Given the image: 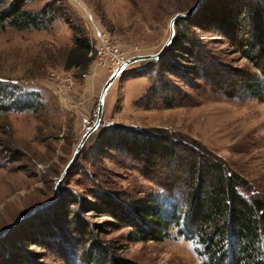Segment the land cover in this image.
Instances as JSON below:
<instances>
[{
    "label": "rangeland",
    "instance_id": "1",
    "mask_svg": "<svg viewBox=\"0 0 264 264\" xmlns=\"http://www.w3.org/2000/svg\"><path fill=\"white\" fill-rule=\"evenodd\" d=\"M198 1L31 0L23 8L35 11L53 2L62 16L37 29L0 27V264H88L81 259L84 251H91L90 264L105 255L124 264H207L197 240L175 228L160 241H129V227L102 205L111 200L120 208L162 193L127 150L103 149L107 132L117 125L197 140L246 180V196L264 199V98L224 97L198 80L196 89L179 84L183 104L144 109L137 100L149 81L131 71L150 60L130 64L114 79L98 127L55 185L92 124L100 88L112 72L96 60L97 32L105 33L124 60L153 54L167 37L170 17ZM195 24V36L219 62L259 74L216 25ZM186 27L177 19L173 30ZM74 34L91 46L86 68L65 67ZM172 60L178 67L190 64L178 52Z\"/></svg>",
    "mask_w": 264,
    "mask_h": 264
},
{
    "label": "trees",
    "instance_id": "2",
    "mask_svg": "<svg viewBox=\"0 0 264 264\" xmlns=\"http://www.w3.org/2000/svg\"><path fill=\"white\" fill-rule=\"evenodd\" d=\"M28 1L31 0H0V27L37 29L62 16L53 2L30 11L23 8ZM207 3L201 4L196 16L179 18L187 27L182 33L174 30L160 57L131 71V76H146L149 81L137 100L139 107L181 105L186 95L179 84L196 89L198 80L224 97L264 98V0ZM199 20L216 25L229 45L259 74L219 62L192 30ZM90 50L87 38L74 34L65 67L86 68ZM177 52L190 64L178 67L172 60ZM173 75L175 80L171 79ZM3 107L0 98V111ZM107 133L103 149L127 150L140 172L142 168L145 177L162 191L156 198L148 197L120 208L117 203L111 206V200L102 202L109 205L114 219L122 222L119 225L129 227V241H160L169 235L170 228H175L178 234L197 240L202 253L208 256L207 264H264V199L246 196V180L224 160L193 138H169L157 131H136L119 125ZM45 226L49 228L50 222H45ZM89 252L84 251L81 257L88 264L93 261ZM99 264L124 263L105 255Z\"/></svg>",
    "mask_w": 264,
    "mask_h": 264
},
{
    "label": "water",
    "instance_id": "3",
    "mask_svg": "<svg viewBox=\"0 0 264 264\" xmlns=\"http://www.w3.org/2000/svg\"><path fill=\"white\" fill-rule=\"evenodd\" d=\"M205 0H199L195 5H193V7L186 11V12H176L174 13L168 22V34L166 39L164 40V42L162 43V45L160 46V48L153 54H142V55H135V56H131L129 58H127L126 60H124L121 64H119V66H117L105 79V81L103 82L98 97H97V102H96V109H95V118L92 122V124L81 134L77 144L75 145L72 154L70 156V158L67 160V162L65 163L64 167L62 168V171L55 183V185H57L61 178L63 177V175L65 174V172L67 171V169L70 167V165L75 161L80 148L82 147V145L84 144V141L86 140V138L88 137V135L93 132L99 125L100 119H101V114H102V105H103V101H104V96L109 88V86L112 84V82L114 81V79L117 76H120L121 73L125 70V68L127 66H129L130 64L137 62V61H146V60H153L156 59L158 57H160L163 52L166 50L167 46L170 44L173 34H174V30H173V25L175 23V21L179 18H188L190 16H192L193 14H195V12L198 10V8L201 6V4L204 2ZM56 187V186H55ZM51 199H49L45 204H49L51 203ZM36 209V208H35ZM35 209H33L32 211H34ZM31 211V212H32ZM29 212V213H31ZM28 214V213H27ZM25 216V215H24ZM24 216L19 217L18 219H16L12 224H10L8 226V228L10 226H12L14 223H16L19 219L23 218Z\"/></svg>",
    "mask_w": 264,
    "mask_h": 264
},
{
    "label": "built area",
    "instance_id": "4",
    "mask_svg": "<svg viewBox=\"0 0 264 264\" xmlns=\"http://www.w3.org/2000/svg\"><path fill=\"white\" fill-rule=\"evenodd\" d=\"M96 37L97 39H94L96 40L94 43L96 60L101 65L110 66L112 69L119 66L124 61V55L115 47V44L107 39L105 33L98 31Z\"/></svg>",
    "mask_w": 264,
    "mask_h": 264
},
{
    "label": "bare ground",
    "instance_id": "5",
    "mask_svg": "<svg viewBox=\"0 0 264 264\" xmlns=\"http://www.w3.org/2000/svg\"><path fill=\"white\" fill-rule=\"evenodd\" d=\"M115 67H116V66H115ZM115 67H114V68H115ZM114 68H113V69H114ZM113 69H112V70H113ZM117 77H118V76H117ZM117 77H116V78H117Z\"/></svg>",
    "mask_w": 264,
    "mask_h": 264
}]
</instances>
